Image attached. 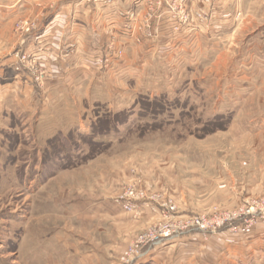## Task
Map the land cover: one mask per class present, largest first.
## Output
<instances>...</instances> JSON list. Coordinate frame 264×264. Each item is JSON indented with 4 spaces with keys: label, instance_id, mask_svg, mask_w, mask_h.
<instances>
[{
    "label": "rangeland",
    "instance_id": "rangeland-1",
    "mask_svg": "<svg viewBox=\"0 0 264 264\" xmlns=\"http://www.w3.org/2000/svg\"><path fill=\"white\" fill-rule=\"evenodd\" d=\"M134 3L86 55L69 32L109 4L0 0V264H140L264 225V0H188L152 36Z\"/></svg>",
    "mask_w": 264,
    "mask_h": 264
},
{
    "label": "crops",
    "instance_id": "crops-1",
    "mask_svg": "<svg viewBox=\"0 0 264 264\" xmlns=\"http://www.w3.org/2000/svg\"><path fill=\"white\" fill-rule=\"evenodd\" d=\"M130 1L134 3V0ZM121 4L122 0H117L108 6H101V11L97 9V14L93 13L94 17H92L91 13L88 14L91 20L90 25L92 26H88L87 22H84L81 26L82 29L69 32L70 38L71 36L75 37L77 47H79L81 42L88 45L87 51H84L86 55H90L98 48L100 49L101 40H105L107 37V35L105 37L103 35L101 39L99 35L100 32L96 26L103 22V18L99 19V16L103 14L102 17H104L111 12L118 11L121 9ZM134 4L137 7L142 5H138L137 2ZM122 30L120 28L119 32ZM124 30L127 32L125 28ZM94 43L97 46H93ZM130 45L133 46L134 44ZM2 64L7 65L10 63ZM12 84H7V98L9 101H16L18 94L22 93H18V84ZM67 90L72 91V88L68 87ZM217 240L218 238L205 240L201 236L185 237L167 246L150 250L142 257L140 264H264V225L259 226L258 229L243 237L236 236L224 238L221 241Z\"/></svg>",
    "mask_w": 264,
    "mask_h": 264
},
{
    "label": "built area",
    "instance_id": "built-area-1",
    "mask_svg": "<svg viewBox=\"0 0 264 264\" xmlns=\"http://www.w3.org/2000/svg\"><path fill=\"white\" fill-rule=\"evenodd\" d=\"M105 5L112 4L117 0H102ZM153 1L152 6L148 10V19H147V27H146V35L152 36V32L154 28L152 24H156V31L158 28L164 23H169L171 26L169 30H174L177 32L183 26H188L190 21L188 19L187 7L186 4L188 0H150ZM121 16H128L129 19H133L135 13L131 11H126L125 13L120 12ZM128 21V20H127ZM126 23V21H125ZM128 33L133 32L136 28V25L129 27L130 23H126ZM147 254V253H146ZM145 254V255H146ZM144 255V256H145Z\"/></svg>",
    "mask_w": 264,
    "mask_h": 264
}]
</instances>
